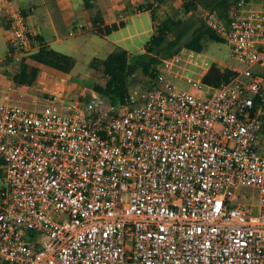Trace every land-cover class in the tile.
<instances>
[{
  "label": "built area",
  "instance_id": "1",
  "mask_svg": "<svg viewBox=\"0 0 264 264\" xmlns=\"http://www.w3.org/2000/svg\"><path fill=\"white\" fill-rule=\"evenodd\" d=\"M0 6L8 57L31 58L42 44L28 16L11 0ZM204 21L239 63L218 86L203 81L216 63L183 48L117 116L99 114L93 91L87 106L0 103L3 264H264V77H250L264 67V0L234 1L226 16L210 8ZM105 29L89 21L71 35ZM245 189L259 202H243Z\"/></svg>",
  "mask_w": 264,
  "mask_h": 264
},
{
  "label": "trees",
  "instance_id": "2",
  "mask_svg": "<svg viewBox=\"0 0 264 264\" xmlns=\"http://www.w3.org/2000/svg\"><path fill=\"white\" fill-rule=\"evenodd\" d=\"M18 7L28 17L36 16L41 24V33L36 36L42 44L41 49L31 56V58L41 65L71 73L74 65V57L58 52L50 48L49 44L54 40V35L50 31V23L42 0H15ZM205 0H184L182 11L179 15L166 16L160 18L156 9L151 11L155 22V33L146 44L145 52L134 54L128 50L119 48L111 53L102 63V73L106 79L105 84H95L93 92L100 103L99 114L118 115L113 112L120 105H125L130 98V83L137 75L142 74L147 78L154 77L155 71L163 60L178 54L183 48L205 52L206 40L211 39L217 42H225L216 32L209 28L201 16L200 7ZM237 0H213L211 6L220 9L227 15L229 5ZM88 9H93L95 0H84ZM200 13V14H199ZM194 14V20L187 19ZM101 21L99 16L94 21ZM197 21L201 25L195 28ZM123 25V24H122ZM118 26L106 28L101 31V35L111 34ZM192 32V33H191ZM191 37L187 40L188 34ZM7 61H11L10 58ZM38 66H30L21 62L19 70L14 74L13 79L16 84L22 86H34L40 74ZM237 73L228 68L221 70L216 64L204 77L205 84L218 86L223 81L229 80ZM86 114H90L85 110ZM95 116V115H94ZM264 134V128H263ZM264 147V144L262 145Z\"/></svg>",
  "mask_w": 264,
  "mask_h": 264
},
{
  "label": "rangeland",
  "instance_id": "3",
  "mask_svg": "<svg viewBox=\"0 0 264 264\" xmlns=\"http://www.w3.org/2000/svg\"><path fill=\"white\" fill-rule=\"evenodd\" d=\"M212 1L213 0H205L202 3L200 12L203 19L205 12L213 8V6H211ZM255 1L257 2L260 0ZM180 13L179 9H177L171 16L179 15ZM194 18L193 14L192 17H189L187 20L191 22ZM86 23L76 24L70 32H75V27ZM201 23V21H197L195 28L199 27ZM191 33L188 34L187 40L191 37ZM205 44L206 48L204 53L209 57L210 62L216 63L221 70L229 68V66H239V63L231 57L230 46L227 42H217L207 39ZM53 48L54 50L72 55L75 59V65L71 71V75L75 78L70 79L63 96L55 94V82L59 81L58 71H54L48 67H42L34 86H22L16 84L13 79L14 74L19 70L21 61H19L20 59H11V61H6L4 64L3 73L8 76L10 82H5L0 85V103L19 105L34 112L41 111L48 105L68 107L74 101H80L84 103L85 106L90 104L94 85L106 83V79L102 73L103 67L101 61L105 60L110 53H112L111 51H114V46L101 34L80 31L75 35L68 34L67 39H63L53 46ZM7 57L8 45L0 31V59H5ZM251 74L250 77H264V67L256 66L252 69ZM171 79L180 87L188 91H195L193 85L177 78L171 77ZM148 84L149 78L142 74H137L131 80L130 93L136 96H145ZM257 145H259V150L264 154V147L262 144L258 142ZM3 172L4 166L0 163V187L3 185ZM243 193L241 198L243 202H259V195L255 190L245 189ZM245 195H249L247 201H244L246 198ZM252 195H254L253 199L251 198ZM0 264H2L1 261Z\"/></svg>",
  "mask_w": 264,
  "mask_h": 264
},
{
  "label": "crops",
  "instance_id": "4",
  "mask_svg": "<svg viewBox=\"0 0 264 264\" xmlns=\"http://www.w3.org/2000/svg\"><path fill=\"white\" fill-rule=\"evenodd\" d=\"M11 1L16 3L15 0ZM146 1L151 0H95L94 8L88 9L85 6L84 0H42L49 19L50 31L55 37L54 40L49 44V46L50 48L54 49L53 46L61 42L63 39H67L68 34H71V29L78 23H88L89 21H94L100 16L101 21L104 23L106 28H109L113 25H117L114 22L117 20L119 14L126 12L129 15L126 21L122 23L123 25H117L118 28L114 30L111 34H106L103 36L114 46V51H111L112 53L117 51L119 48L128 50L129 52L134 54L144 53L146 44L151 40L152 36L155 33V22L152 18L151 11H143L141 13L133 12L134 8L137 5H140ZM157 1L160 3V6L158 7V9H155L158 12L160 18L171 16L174 12L177 11V9H179V11L181 12L182 4L184 2V0ZM250 1L255 6H260L262 3V0L257 2L255 0ZM28 22L33 32L37 34L41 33V24L36 16L32 15L28 17ZM6 24V11L0 6V31L4 36L6 44L8 45V39L6 35ZM8 58L9 57L5 59H0V74L1 76L5 77L4 83L10 82L8 76L3 73L4 64ZM13 59H20L19 61L28 63L31 67L38 66L40 70H42V67H47L45 65L37 63L36 61L31 58H28L27 56H20ZM50 69L58 71V74H61L60 76L58 75L59 80L65 81L67 85L71 78H75L71 75V73H65L53 68ZM60 96H63V94ZM263 142L264 134L261 140L259 141V144L263 145Z\"/></svg>",
  "mask_w": 264,
  "mask_h": 264
}]
</instances>
